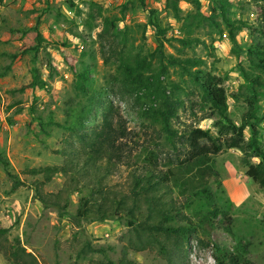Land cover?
<instances>
[{
    "label": "rangeland",
    "instance_id": "1",
    "mask_svg": "<svg viewBox=\"0 0 264 264\" xmlns=\"http://www.w3.org/2000/svg\"><path fill=\"white\" fill-rule=\"evenodd\" d=\"M231 2L232 17L247 22L251 30L238 32L232 44L226 33L219 36L205 23L193 33L204 43L184 52L203 59V69L226 76L223 85L228 117L240 124L247 111V92L239 65L247 69L244 54L251 42H264V1ZM202 4L201 11L210 14L209 1ZM164 6L165 0H0V153L20 181L13 188L14 179L0 164V264H107L119 262L125 247L130 248L128 258L136 264H216L214 245L264 263V189L246 176L243 154L231 149L211 156L207 163L197 166L200 175L192 177L193 182L189 179L192 166L183 167L189 150L186 136L191 128L218 134L216 118L210 117L207 107H201L194 88L188 81L180 82L183 91L177 96L184 104L172 121L177 134L168 143L157 126L140 117L145 107L120 85L118 53L145 54L153 50L157 45L153 21L170 27L167 37L181 36V23ZM179 6L183 17L196 12L191 0H180ZM151 9L155 10L152 16ZM105 18L116 19L115 27L106 28ZM37 33L41 42L35 51L31 48L37 47ZM173 46L179 44L164 43L165 52L176 54ZM83 66L90 70L97 101L79 133L93 132L101 125L103 115L112 113L110 109L121 116L128 132L121 142L123 159L109 165L103 161L102 171L107 174L103 184L113 192L129 193L133 177L146 165L144 157L153 151L158 169L173 167L181 180L165 183L161 198L174 204L180 222L198 226L185 243L171 240L163 253L133 250L135 232L126 220L99 222L75 217L81 195L73 190L74 182L68 175L56 174L44 182L42 176L27 172L42 166H62L67 153L85 148L62 127L69 120L66 110L73 106L74 73ZM34 69L45 80L46 88L26 87ZM171 79L179 81L173 70ZM259 104V138L264 146V98ZM244 136L250 137L249 129ZM203 185L211 195L209 203L192 196L195 188ZM36 189L51 200L60 194L61 205L66 199V214L60 215L52 205L44 207L35 197ZM215 209L219 210L216 216L204 217L203 212Z\"/></svg>",
    "mask_w": 264,
    "mask_h": 264
},
{
    "label": "trees",
    "instance_id": "2",
    "mask_svg": "<svg viewBox=\"0 0 264 264\" xmlns=\"http://www.w3.org/2000/svg\"><path fill=\"white\" fill-rule=\"evenodd\" d=\"M140 1L143 3V0ZM179 1L165 0L164 7L172 13L177 22L181 23V36L167 37L166 33L170 27L163 28L160 23L153 21L152 26L156 30L157 42L153 50L145 54L118 53L119 64L116 71L121 76L120 85L131 93L143 108L145 107L140 111V117L149 124L157 126L164 140L172 143L177 134L172 121L184 104L177 93L183 91L180 82L188 81L199 97L201 107H207L210 117L216 118L214 126L218 129L217 135L212 134L209 129L200 127L191 128L187 132L186 141L189 150L183 167L192 166L191 177H189L191 182H193L192 177L200 175L198 165L207 163L211 156L220 152L238 149L243 154L246 176L264 189V146L261 144L258 129L259 103L264 98V42H251L244 54L247 69L239 65L242 84L247 92L245 99L247 111L242 116L241 123L236 124L228 117V98L223 85L226 76L221 77L203 69V59L189 57L184 51L204 43L193 36V33L205 23L219 36L226 33L232 44L236 43L238 32L251 30V26L247 22L232 17V0H207L211 5L210 14L201 11L204 0H191L196 12L188 13L184 17L181 15ZM70 5L74 6L73 2H70ZM149 13L152 16L155 10L151 9ZM261 15L264 20V8L261 10ZM115 21L116 19L105 18L104 26L115 27ZM184 21L186 24H182ZM37 41V47L31 48L35 51L40 47L39 33H37ZM171 41L179 44V46H173L176 54L167 53L164 50V43H171ZM16 57L13 56V58ZM172 70L176 72L178 82L171 79ZM74 76V97L71 99L73 106H69L66 110L69 120L66 121L67 125L62 127L69 131L70 136H76L81 140L85 148L81 152L67 153L65 164L62 166H42L29 169L27 172L33 176H42L44 182L51 181L56 174L68 175L71 182H74L73 190L81 195L75 217L84 220L94 218L99 222L114 218L126 220L135 232L136 242L131 246L133 250L156 249L163 253L171 240L182 244L188 241L189 236L196 233L198 226L191 222H180L181 217L175 210L174 204L162 199L159 194L162 186L171 179L176 182L181 180L176 178L173 167L165 171L158 169L153 151L144 157L143 161L146 165L142 167L139 175L133 177L129 193L113 192L103 184L107 175L102 171L103 161L105 159L109 165L113 160L120 162L123 159L121 142L128 137V132L121 116L110 109L112 113L104 114L101 125L93 132L79 133L92 114L97 98L87 66L81 67ZM46 86L45 80L41 78L37 69H34L32 80L26 87L34 90L44 89ZM246 129L250 132L248 138L244 136ZM251 159H257L258 162L254 164L250 162ZM0 164L6 170V174L14 179L13 188H17L20 181L11 174L8 169L10 165L1 153ZM192 173H194L193 176ZM197 189L195 188L192 196L202 203H209L211 201L209 190L204 185ZM35 197L44 207L52 205L59 209L60 215L66 214V199L61 205L63 200L60 194L51 200L36 189ZM203 213H205L204 217L208 214L216 216L219 210H207ZM226 230L231 233L229 227ZM213 247L216 264H258L249 257L236 256L225 247L218 245ZM128 250L130 248H124L119 262L107 261V264H136L128 258Z\"/></svg>",
    "mask_w": 264,
    "mask_h": 264
}]
</instances>
